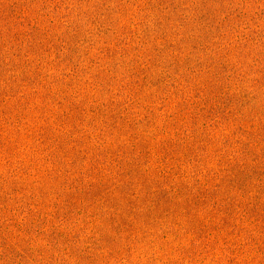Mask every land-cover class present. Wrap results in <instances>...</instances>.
I'll return each instance as SVG.
<instances>
[{"label": "rangeland", "instance_id": "obj_1", "mask_svg": "<svg viewBox=\"0 0 264 264\" xmlns=\"http://www.w3.org/2000/svg\"><path fill=\"white\" fill-rule=\"evenodd\" d=\"M0 264H264V0H0Z\"/></svg>", "mask_w": 264, "mask_h": 264}]
</instances>
